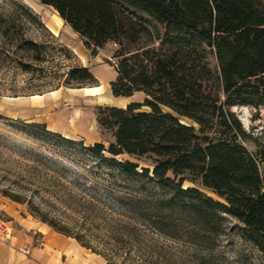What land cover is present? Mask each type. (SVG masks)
Here are the masks:
<instances>
[{
    "label": "trees",
    "instance_id": "1",
    "mask_svg": "<svg viewBox=\"0 0 264 264\" xmlns=\"http://www.w3.org/2000/svg\"><path fill=\"white\" fill-rule=\"evenodd\" d=\"M40 1L94 55L109 42L119 47L114 96L145 95L126 107L98 108L100 127L112 135L109 146L80 144L106 162L110 174L138 185L131 201L168 218L187 214L205 228L229 214L264 254V144L249 150L251 135L234 111L264 107V1ZM69 78L96 82L88 66L72 68ZM122 154L151 156L153 168L140 169L137 162L119 159ZM186 181L197 186L185 187ZM157 216L152 222L160 227L166 217Z\"/></svg>",
    "mask_w": 264,
    "mask_h": 264
},
{
    "label": "rangeland",
    "instance_id": "2",
    "mask_svg": "<svg viewBox=\"0 0 264 264\" xmlns=\"http://www.w3.org/2000/svg\"><path fill=\"white\" fill-rule=\"evenodd\" d=\"M0 12V99L60 87L70 93L74 86L97 85L98 79L92 84L70 80L69 71L76 66L106 69V75L113 76L119 47L109 42L94 55L65 21L54 33L49 23L57 24V11L40 0H0ZM29 41L38 46L31 47ZM211 63L215 70V58ZM113 98L112 102L76 101L75 108L126 107L132 101H143L145 95L139 92ZM234 111L251 135L245 144L255 152L257 144H264V107L243 105ZM111 136L106 133V146ZM118 158L137 162L140 169L153 168V157L148 155L122 154ZM109 170L80 140L0 112V223L6 227L41 226L62 233L106 264L264 263V254L245 236L243 223L229 214L215 218L214 225L205 228L187 214L176 212L168 218L161 212L166 218L156 227L152 221L159 214L147 204L131 201L138 185L123 182ZM184 186L197 185L186 181ZM201 189L223 201L216 193Z\"/></svg>",
    "mask_w": 264,
    "mask_h": 264
},
{
    "label": "crops",
    "instance_id": "3",
    "mask_svg": "<svg viewBox=\"0 0 264 264\" xmlns=\"http://www.w3.org/2000/svg\"><path fill=\"white\" fill-rule=\"evenodd\" d=\"M88 67L98 79L96 84L106 87L110 97H116L112 93L111 82L115 80L117 72L112 70L113 76L108 77L106 69ZM86 86L73 87L70 93L60 87L49 92L7 96L0 99V112L12 119L45 124L51 131L83 141L86 145L106 144V133L97 119L98 108L102 105L93 111L75 108L76 101L82 103L88 98L100 102L96 96L85 93ZM70 104L72 107L67 108L66 105ZM9 229L7 232L0 231V264H106L100 256L85 249L76 239L62 233L41 226ZM34 233L38 234L37 237Z\"/></svg>",
    "mask_w": 264,
    "mask_h": 264
},
{
    "label": "bare ground",
    "instance_id": "4",
    "mask_svg": "<svg viewBox=\"0 0 264 264\" xmlns=\"http://www.w3.org/2000/svg\"><path fill=\"white\" fill-rule=\"evenodd\" d=\"M57 24L49 23V28L54 32L58 33L59 28L62 26L64 19L57 13L55 14ZM85 93L96 96L100 102H112L114 99L108 95V90L104 86L93 85L86 86ZM127 101V99H120L119 102Z\"/></svg>",
    "mask_w": 264,
    "mask_h": 264
},
{
    "label": "built area",
    "instance_id": "5",
    "mask_svg": "<svg viewBox=\"0 0 264 264\" xmlns=\"http://www.w3.org/2000/svg\"><path fill=\"white\" fill-rule=\"evenodd\" d=\"M7 230H9V228L6 227V226H5V223L2 221V222L0 223V231H2V232H7Z\"/></svg>",
    "mask_w": 264,
    "mask_h": 264
}]
</instances>
